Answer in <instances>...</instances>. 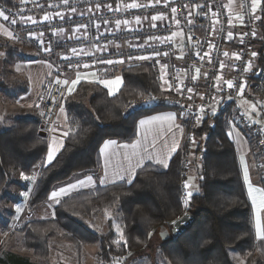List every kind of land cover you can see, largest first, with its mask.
<instances>
[{"label":"trees","instance_id":"trees-1","mask_svg":"<svg viewBox=\"0 0 264 264\" xmlns=\"http://www.w3.org/2000/svg\"><path fill=\"white\" fill-rule=\"evenodd\" d=\"M17 6L15 0H0V7L14 9ZM1 44L0 49L6 50L5 61H12L17 49ZM259 69L264 72V40L258 53ZM120 76L122 86L114 96H109L106 89L96 83L81 82L74 94L67 97L64 109L69 132L62 150L46 166L41 165L47 153V142L46 136L40 135V118L35 115L13 117L11 126L0 132V197L12 184L14 174L24 173L30 177L36 168H39L38 174L27 202L30 210L46 202L55 185L76 174L90 173L96 181L101 164L99 148L105 140L132 143L140 118L177 110L168 105L131 109L140 97L169 95L157 87L148 64L123 68ZM262 78L264 82V76ZM252 81L256 79L253 77ZM253 87L264 98V91L257 89L254 83ZM233 113L234 107L228 105L219 114L205 115L198 128L191 131L194 143L183 141L166 169L146 164L137 170L130 185L123 182L107 187L97 185L94 190L63 197L53 208L52 218L29 220L20 227L23 246L45 260L48 240H64L73 245L77 264L83 260V247L87 245L97 247V259L102 264H113L118 259L119 264H132L144 257L155 264L147 253L153 233L170 228L173 221L189 213L194 222L185 233L178 236L169 233L167 240L152 249L165 264H248L247 260L238 261V257L247 259L246 255L250 257V264H262L255 257L252 210L241 168L234 145L227 137ZM188 133L185 128V135ZM200 153L203 161L195 169L197 179L189 207L185 209L181 203V186L187 176L183 175L182 163L192 157L197 164ZM21 190H27V186ZM108 208L120 224L123 241L120 233L117 235L112 229V218L107 224L108 232L103 234L80 221L91 219ZM0 264L33 263L7 253L0 258Z\"/></svg>","mask_w":264,"mask_h":264},{"label":"built area","instance_id":"built-area-1","mask_svg":"<svg viewBox=\"0 0 264 264\" xmlns=\"http://www.w3.org/2000/svg\"><path fill=\"white\" fill-rule=\"evenodd\" d=\"M132 2L133 0H126ZM142 7L132 9H119L109 11H99L93 14L68 17L64 19H55L57 13L71 12L75 10L100 9L107 5L109 0H69L64 4L62 0H38L28 4H18L14 9L0 7L9 15L8 27L13 32V39H24V42L30 47H38L37 35L48 33L54 34L65 28H80L85 31V36L78 39L65 40L60 46L68 51H76L86 48L95 49L97 47H107L122 39L133 40L145 36L171 37L175 31H180L184 43L182 65L185 69V79L189 84L194 83L193 77L201 75L205 84V90L199 100H193L186 96V88L180 82L178 72L175 69L174 51L175 45L168 42L156 47H134L126 52H103L92 53L89 55H79L62 60L54 64L53 77L47 79L41 91L40 98L35 103V108L39 112L41 124L44 127L53 125L57 119L59 110L63 105L66 94V87L63 83L68 73L77 71H92L98 74L112 77L120 74L121 70L129 65L148 64L154 74L157 87L161 90L163 79L161 78V60L166 63V77L168 81V98L161 99L158 96H145L132 104L131 109L148 108L156 105H168L179 108L183 115V126L188 128L190 133L185 135L184 141L187 144L193 142L191 131L195 124L200 120L201 115L205 113L213 104V96L216 95L213 89L217 88V77L222 73V61L224 58L225 45L229 33V16L227 12L226 0H136ZM99 5V7H97ZM175 8V13L172 9ZM242 10V28L243 38L240 40L239 48L234 52L232 73L230 81L233 82L231 94L237 99L240 94V85H246L250 81L247 61L252 52V35L255 27L254 13L251 10V0H241ZM191 13V15H189ZM216 15H213V14ZM36 15L49 17L48 20H38L35 23L24 24L20 29L11 23L12 19L28 18ZM164 17V24L161 26L149 28L142 33L124 32L104 34L97 32L99 24L116 23L117 20L136 22V17L140 21L151 16ZM53 18V19H52ZM179 21V24H177ZM54 42L50 44V50H54ZM159 53V54H157ZM240 59H236V56ZM137 57H147V59H137ZM111 60L109 64L106 61ZM123 61V63H120ZM84 65H88L87 68ZM199 68V74L196 69ZM264 74L256 73V86L264 91ZM226 88V86H223ZM179 89V91H177ZM222 95L224 93L222 92ZM152 99L149 103L150 98ZM174 98L178 99V102ZM180 98H185L180 101ZM188 101L185 102V100ZM173 99V100H172ZM138 104V105H137ZM203 108V112L200 109ZM234 113L236 117L230 118V124L237 127L239 131L248 139L254 148V153L260 159V165L264 172V131L260 126L251 122L244 114L241 108L235 104ZM183 175L186 177L189 171L188 160L182 163ZM186 181L182 184L181 203L185 209H188L190 198L187 193L191 192L185 188ZM188 199L185 206L184 201Z\"/></svg>","mask_w":264,"mask_h":264},{"label":"crops","instance_id":"crops-1","mask_svg":"<svg viewBox=\"0 0 264 264\" xmlns=\"http://www.w3.org/2000/svg\"><path fill=\"white\" fill-rule=\"evenodd\" d=\"M17 4H28L34 1L38 0H15ZM46 1V0H44ZM133 2V1H132ZM132 2H127L126 0H109V3L107 5L102 6L100 9H90V10H76L75 12H66V13H60V15L55 16V19H64L68 17H76V16H82L85 14H93L95 12L99 11H109V7L111 6L112 9H132V8H125V4H130ZM139 3L138 1H136ZM230 5V7H229ZM226 6H227V12L229 16V32L232 33V37L227 40V43L225 45V52L228 53V56H225L222 61V73H221V79L218 80L217 86L220 87L221 81L226 82V79L229 74L232 73V63L234 59V52L239 48L240 40L243 38V28L242 23L239 19H237V16H242V10H241V0H226ZM45 16L36 15L31 17L32 20L35 22L38 20H45ZM152 17H147L144 20H141L140 23L136 22H128V23H120L119 26L117 24H99L97 26V32L109 34V33H124V32H137L142 33L143 31L161 26L164 24V18L159 20H152ZM259 17V19H257ZM53 19V18H52ZM8 22L5 21L2 18H0V48L2 47L1 43H6L12 48L17 49L19 52L16 55V58L18 60L19 67L23 68V74L25 77V85L22 91L20 92V98L16 102L20 108L25 109L26 111L30 112V109L35 108V103L40 98L41 91L43 88L44 82L53 77L54 74V64L60 63L64 59H68L70 57L79 56V55H89L92 53H103V52H126L134 47H156L168 42H172L175 45V51L174 56L175 59V69L178 72V76L180 79L181 84L183 87L186 88V90L190 89L188 85V81L185 79V69L182 65L181 58L183 57V49H184V43L182 39V35L180 31H175L174 33H178L176 36L171 37H155V36H145L142 35V37L133 39V40H126L122 39L119 42L113 43L107 47H97L95 49L86 48L83 50L76 51L75 53L73 51H68L63 49L60 44L64 42L65 40L69 39H78L85 36V31L80 28H65L62 29L63 31H57L54 34H48L43 33L37 35L38 38V47H30L24 42V39H13L5 36L3 34V29L7 28L9 31L10 28L8 27ZM254 22L255 27L253 29V32L255 35H252V45L253 49L252 52L248 58L247 64H251V68L248 70L249 78L252 80V77H254V72L257 73L258 69V53L262 46V41L264 40V0H261L260 6L257 8L256 12L254 13ZM33 23L28 18H18L16 19L15 25L17 26V29H20L22 25L24 24H30ZM155 25V26H153ZM12 32V31H11ZM51 42H54L56 45V49L50 50V44ZM224 52V53H225ZM253 53L256 55L253 56ZM5 54L0 49V68L6 67L5 62ZM161 75L163 77V85L161 88V91L166 93L168 90V81L166 77V63L164 60H161ZM95 73V75H93ZM77 74L80 75L81 79L78 84L75 85L74 90L69 94L68 88L73 87L71 82L73 80H76ZM253 74V75H252ZM117 77L120 78L121 83L118 88L113 92L112 95H116L122 86V79L120 75H115L112 77H107L101 74H98L96 72L92 71H77L73 73H68L66 76V80L69 81L66 87V95L69 97L74 94L77 86L81 82L86 83H96V80H108V81H114ZM229 78V77H228ZM202 79V78H201ZM165 81H167V84H165ZM106 89V91L109 94V89L105 88L102 84L96 83ZM251 85L252 83L248 82L247 88L245 89L244 94L240 97V99H234L231 94H224L223 100L221 102H215L212 105V108L210 110L209 114H219L222 111H224L225 107L228 105H232V108L235 107V104L239 103V106L243 108L246 113L248 119H250L251 122L256 124L259 121L264 120V101L257 100L254 95L251 94ZM222 86V85H221ZM115 87V86H114ZM253 87V86H252ZM205 90V84L204 82L200 81L199 86L195 89L193 88L190 91V96L188 98H191L193 100H199L201 98L202 93ZM239 100V102H237ZM252 105H255V111L252 110ZM246 108V109H245ZM63 109V111H61ZM61 109L59 110V113L57 115V119L55 123L45 130L46 134V142H47V153L41 163V165L46 166V160H47V154L49 150V146L53 142V138H55L57 141H62L64 145V140L66 136L63 135L64 132H69V128L67 127V118L66 117V111L64 109V105H62ZM220 111V112H219ZM244 111V113H245ZM168 115H171L174 117L172 120H162L159 122H155L153 124L145 125L143 127L140 126L139 121L140 120H147L150 117L153 116H162L166 117ZM13 114L8 113L4 114L1 113L0 115V132L4 129H7L11 126L12 120H13ZM16 117V116H14ZM230 121V119H229ZM257 121V122H256ZM55 129V131H53ZM227 137L234 145V149L237 155V159L241 168L242 172V179L245 186V191L251 206L252 210V221H253V230L255 234V209L252 205V200L248 196V185L245 183L244 180V169L247 167L248 170V176L250 183L252 187L264 189V185H262V177L260 174V165L259 161L255 156L254 148L252 144L248 141V139L245 137V135L242 134L241 131L237 127H234L229 122V130L227 132ZM185 138V128L183 126V115L181 112H176L172 110L168 111H162L155 113L153 115L140 118L136 123V138L132 143H122L114 139H108L105 140L100 148H99V157H100V169L97 173V180L95 181L93 176L90 173H79L71 177L69 180L57 184L53 187L51 190L49 196L53 191H57L60 188H68V185H76L75 188H68V191L65 194H62L61 196L57 197V199L60 201L63 197H66L70 194L77 193L80 191H88V190H94L96 186L99 187H107L114 185L118 182H123L126 185H130L136 176V172L138 169L142 168L146 164H152L155 166H159L162 168H165L162 164L156 163V158H166L167 163L169 165L172 157L174 154L181 148L183 141ZM107 141H115L114 145H110L107 150L104 153H101V149L104 147L105 142ZM139 142L140 148L137 149L139 152V156L133 157L131 160V166L129 164L128 159H126V154H131L132 149L124 148V145H132ZM178 142V147L176 151L170 152V149L174 143ZM63 148V147H62ZM60 149V151L62 150ZM59 151V152H60ZM56 156L58 155V153ZM55 156V157H56ZM152 157V159H149V157ZM54 160V159H53ZM243 161V162H242ZM137 162H139L140 166H137ZM166 169V168H165ZM91 176L92 180L91 182L88 181L87 177ZM121 177H123L121 179ZM131 182L129 183V181ZM78 181H83V183H78ZM103 181V183H101ZM114 181V182H113ZM264 183V182H263ZM29 197L27 196V199L25 200V204L27 205ZM56 202L53 200H50L49 197L46 202L39 204L34 209L30 210V215L35 220H45L50 219L53 217V208L56 206ZM28 206V205H27ZM27 209V208H26ZM99 215L95 216L92 219L86 220L84 225L98 233H107L108 227L106 226L105 230L102 229V227H97L96 219ZM111 218L107 219L108 222ZM261 223L264 225V211H261ZM4 225V224H3ZM107 225V223H106ZM118 226L120 227V224L118 223ZM112 229L113 231L118 235L117 232V226H114V222H112ZM159 233V232H158ZM58 248L65 249L62 244L58 245ZM95 248L96 246H90L87 245L86 249ZM258 248H264V239H257L255 235V252H257ZM58 253L62 254V250H58ZM16 256L29 259L21 254L12 253ZM97 255V254H96ZM97 258V256H96ZM29 261L33 264H39L36 262H33L29 259ZM261 262H263L261 260ZM132 264H151V262L148 261L147 258H141L138 260H135ZM157 264H165V262H161V260H158Z\"/></svg>","mask_w":264,"mask_h":264},{"label":"rangeland","instance_id":"rangeland-1","mask_svg":"<svg viewBox=\"0 0 264 264\" xmlns=\"http://www.w3.org/2000/svg\"><path fill=\"white\" fill-rule=\"evenodd\" d=\"M113 10H115V9H113ZM121 23H123V22H121ZM109 24H116V23H109ZM2 52L5 54L6 50H2ZM18 52L19 51L17 50V53ZM5 62H6V67L0 68V115H1V113H4V114L11 113V114H13L12 117L24 116V115H35V116L39 117V112L36 108L30 109V112H29V109H28V111H26L25 109L20 108V106L16 103L18 101V99L20 98L19 94L25 85V77L23 74V68L19 67V65L17 63L18 60H17L16 56H14L12 61H10V62L5 61ZM135 65H139V64L129 65L125 68L132 67ZM256 71L259 74L260 73L264 74V72L261 71L260 69L259 70L257 69ZM253 74H256V72H254ZM118 75H120V74H118ZM228 77H227L226 81L230 80V76H228ZM201 78H202L201 75H197L195 77L194 83L192 85L188 83L191 90L193 88L195 89L196 87H198L200 81L203 82V78L202 79ZM252 80H253V77H252ZM252 80H250L249 82L252 84L253 83L256 84ZM221 85H220V87L217 86L216 89L212 90V93L214 92L216 94L213 96V101H214L213 104L217 101L221 102L223 100L222 99L223 98L222 92L224 94H231V88H229L227 86L225 80L221 81ZM223 86H226V88H224ZM252 86L253 85H251V87H250L251 88V94L254 95L257 100L264 101V98L260 97L257 94L256 88L252 87ZM246 88H247V85H246ZM186 96H188V97L190 96V91L188 89L186 90ZM241 96H238V98L240 99ZM67 97L68 96L65 94L63 105H64ZM158 97H160V96H158ZM141 98H143V97H140L138 100H140ZM160 98L161 99L168 98V96L165 95V96H162ZM174 99L176 102H178L177 98H174ZM183 99H185V98H180V101H182ZM186 101H188V98H187V100H185V102ZM237 102H239V100ZM212 105H211V107L208 108V110L205 113H203V115H201L200 120L195 124V127L193 130L198 128L202 118L205 115H207V114L208 115H214V114H209L210 110L212 108ZM236 105L239 106V103ZM176 109L178 110V111L176 110V112L180 113L179 108H176ZM241 110L243 112L245 111L243 108H241ZM246 111H247V109H246ZM246 111L244 113L245 115H247ZM234 115L236 117L235 113L232 114V117H234ZM257 121H256L257 122L256 124L258 126H260L262 128V130L264 131V120L263 121L257 120ZM183 123H184V121H183ZM46 129H47V127L43 126L44 132ZM190 143L193 144L194 141L190 142ZM256 158L258 159L259 165H260L259 157L256 156ZM187 160L189 163V171L187 174V180L185 179V181L187 183H189V185H190L189 190H191V192H192V190H194L193 189V184H195L194 180L197 179L196 178V171L197 170H195V169L199 166V164L202 163L203 154L200 153L197 156V159H196L198 162L197 164L195 163L196 161L194 162L192 160V157H189ZM193 162L195 164H193ZM260 167H261V165H260ZM38 169L39 168H36L34 170V172L31 174V176H33L35 174V180H36V177L38 174ZM260 174H261L262 180H264V172H263L262 167L260 168ZM188 178H189V180H188ZM15 181H17L18 183H16ZM25 186H27V190H25V191L21 190ZM33 186H34V182L32 180H30V179L24 180L21 178L20 173H16L13 176V182L10 185V187L0 197V258L3 256V254L16 253V254H21V255L29 258L33 262H36L39 264H77V253H76L73 245H71L67 241L49 239L47 242L48 248H47V257L45 260L39 259L38 257L35 256L33 250H29L23 246V244H22L23 234L19 232V229L24 223L28 222L29 220L35 221V219H33L30 215H28V214H30V210L28 209V206L25 204V200L27 199V196H29L30 192L32 191ZM24 193H26L27 195L26 196L23 195ZM17 208L21 209V211L17 212ZM112 214H113V212H112L111 208H108L104 211H101V213L97 214V215H99L96 219L97 227H99V228L102 227V229L105 230V228L107 226L106 223L108 224V222L106 220L109 218H112V221L114 222V226L116 227L118 225V222H116V220H114L115 218L113 217ZM97 215H95V216H97ZM86 220H89V219H86ZM86 220H80V221H82V223L84 224ZM166 231L169 232V228L163 229L159 233H157V231H156V233H153V235L151 237V240L149 243V249L147 250V253L150 254V256L153 259L155 264H157L158 260H161V262H163L162 261L163 259H161V257H159L152 249L154 246H156L157 244H160L163 241L161 235H163V237H165L166 234H164V232H166ZM61 244L65 249L58 248V245H61ZM114 244H116L115 241H114ZM85 248H86V246L83 247V251H82L83 260L81 261L80 264H102L96 258L97 249L91 248V249H86V251H85ZM58 250H62V254L58 253L57 252ZM234 255H235V253L232 254V256H234ZM255 255H256L255 257L262 260L263 262H261V263L264 264V248H261V249L258 248L257 252H255ZM246 258L247 259L238 257V261L240 262L242 260H247V263L250 264V257L248 255H246ZM113 264H116V263H113Z\"/></svg>","mask_w":264,"mask_h":264},{"label":"snow or ice","instance_id":"snow-or-ice-1","mask_svg":"<svg viewBox=\"0 0 264 264\" xmlns=\"http://www.w3.org/2000/svg\"><path fill=\"white\" fill-rule=\"evenodd\" d=\"M62 2L64 4H68L69 3V0H62ZM157 3L160 2V0H156ZM261 4V0H251V10L253 13L256 12L257 8L260 6ZM99 7V5L97 6ZM109 7V10H113L111 8V6H108ZM125 8H139V7H142V5H140L139 3L136 2V0H133L132 3L130 4H125L124 5ZM230 7V5H229ZM73 12H75L76 10L75 9H71ZM116 11H119V8L115 9ZM176 9L173 8L172 9V12L175 13ZM57 15H60V13H57ZM189 15H191V13H189ZM213 15H216L215 13ZM0 18H2L3 20L5 21H8L10 19L9 15H6L5 14V11L3 10H0ZM164 17L162 15L160 16H153L152 17V20H159V19H163ZM45 20H48L49 17L47 15H45L44 17ZM237 19H239L241 21V23L243 22V17L242 16H237ZM257 19H259V17H257ZM28 20H30L31 22L35 23L34 20H32L31 17H28ZM11 23L15 24L16 23V20L15 19H12L11 20ZM121 23V21L117 20L116 21V24L117 26H119ZM123 23H128V21H123ZM136 23H140V17H136ZM177 24H179V21H177ZM155 26V25H153ZM60 31H63V30H60ZM3 34L9 38H12L13 37V32L9 31L7 28H4L3 29ZM173 36H176L178 35V33H173L172 34ZM253 35H255V33L253 32ZM228 37L231 38L232 37V33L229 32L228 33ZM74 53L76 52L75 49L72 50ZM159 54V53H157ZM225 56H228V53L225 52L224 53ZM235 55V54H233ZM256 54L253 53V56H255ZM137 59H147V57H137ZM236 59H240V57L237 55L236 56ZM107 63L111 64L113 63V61L111 60H108L106 61ZM120 63H123V61H120ZM85 68L88 67V65H84ZM251 68V64L249 63V65L245 68V71H248L249 69ZM196 73L199 74V68L196 69ZM93 75H95V73H93ZM163 79V77H161ZM195 78V77H193ZM81 77L79 74H77V77H76V80H73L71 82L72 86L73 87H70L68 88V92L69 94H71V92L74 90V87L76 84L79 83ZM221 79V77H217V80ZM96 83H99V84H102L105 88H108L109 89V95H112L113 92L116 90V88L119 87L120 83H121V80L119 77H117L114 81H108V80H96L95 81ZM57 83H63L65 85H67L69 83V81L65 80V81H57ZM165 84H167V81H165ZM226 84L229 88H232L233 87V82L232 81H226ZM115 86V87H114ZM243 89H244V85L241 84L240 85V94L242 95L243 93ZM177 91H179V89H177ZM189 91H191V89H189ZM152 99H155L154 97L153 98H150V100L148 101L149 103L151 102ZM252 110L255 111V105H252ZM61 111H63V109H61ZM201 112H203V108L200 109ZM67 118V117H65ZM174 119L173 116L171 115H168L166 117H162V116H153V117H150L149 119L147 120H140L139 121V124L141 127L145 126V125H149V124H153L155 122H159V121H162V120H172ZM53 131H55V129H53ZM64 136H67L68 135V132H64L63 133ZM115 144V141H107L105 142L104 144V147L101 149V153H104L107 148L110 146V145H114ZM140 143L137 142L135 144H132V145H124L123 147L124 148H131L132 149V152L131 154H126V159H128L129 161V164L131 166V160L133 157H136V156H139V152L137 151V149L140 148ZM178 142L174 143L170 149V152H174L176 151L177 147H178ZM63 147V142L62 141H57L55 138H53V142L52 144L49 146V150H48V154H47V160H46V164H49L53 161V159L55 158L57 152L60 151V149ZM149 159H152V157L150 156ZM243 162V161H242ZM156 163L158 164H162L165 168L168 167V163H167V159L166 158H156ZM137 166H140L139 162H137ZM21 178L24 179V180H32L33 182H35V174L31 177L25 175L24 173H21ZM123 177H121L122 179ZM88 181L91 182L92 180V177L89 176L87 177ZM244 180H245V183L248 185V196L251 198L252 200V205L255 209V235H256V238L257 239H264V225H262L261 223V211H264V189H259V188H254L252 187L251 183H250V180H249V176H248V170H247V167H245L244 169ZM114 182V181H113ZM131 182V180L129 181V183ZM78 183H83V181H78ZM101 183H103V181H101ZM185 188H188L190 185L189 183H185ZM76 185L72 184V185H68V188H75ZM68 188H60L59 190L57 191H53L51 193V195L49 196V199L50 200H53L55 201L56 203H60V201L57 199V197L61 196L62 194H65L67 191H68ZM23 195H27L26 193H24ZM187 196L188 198H190L192 196V192H188L187 193ZM185 203V206H187L188 204V199H186L184 201ZM21 209L17 208V212H20ZM174 224H176L177 222L176 221H173ZM117 232L120 233V240H124V236H123V231L122 229H120V227L117 225ZM125 245H126V241H124ZM116 264H119V259L116 261Z\"/></svg>","mask_w":264,"mask_h":264},{"label":"water","instance_id":"water-1","mask_svg":"<svg viewBox=\"0 0 264 264\" xmlns=\"http://www.w3.org/2000/svg\"><path fill=\"white\" fill-rule=\"evenodd\" d=\"M40 129H41L40 135L45 137L46 134L43 133V125H41ZM175 221L177 223L176 224H174L173 222L171 223L169 232L167 231L164 232V234L166 235L165 237H162L163 240H167L169 238V233L171 236H178L185 233V231L192 226L194 222V217L191 214L186 213L182 217L176 219Z\"/></svg>","mask_w":264,"mask_h":264}]
</instances>
